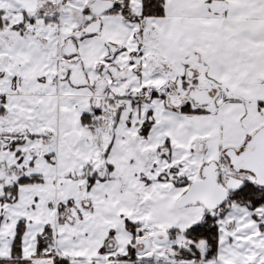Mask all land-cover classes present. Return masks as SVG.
I'll use <instances>...</instances> for the list:
<instances>
[{"label": "snow or ice", "instance_id": "obj_1", "mask_svg": "<svg viewBox=\"0 0 264 264\" xmlns=\"http://www.w3.org/2000/svg\"><path fill=\"white\" fill-rule=\"evenodd\" d=\"M0 264H264V0H0Z\"/></svg>", "mask_w": 264, "mask_h": 264}]
</instances>
